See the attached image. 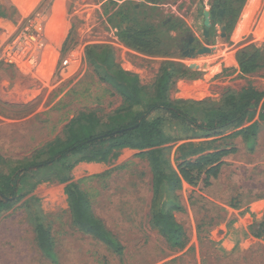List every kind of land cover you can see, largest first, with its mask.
Segmentation results:
<instances>
[{"label":"rangeland","instance_id":"obj_1","mask_svg":"<svg viewBox=\"0 0 264 264\" xmlns=\"http://www.w3.org/2000/svg\"><path fill=\"white\" fill-rule=\"evenodd\" d=\"M249 1L228 0L231 12L226 30L218 29L215 47L186 59L180 47L202 27L198 0H0V173L45 158L49 147L66 145L72 133L81 136L86 116L99 123L94 135L129 124L130 112H116L124 105L119 87L130 89L131 77L142 88L136 97L142 111L156 103V83L164 69L172 74L164 93V101L171 103H202L203 110H217L243 89L264 94V0H256L258 5ZM252 3L258 10L241 21ZM125 29L143 32L154 54L128 48L120 39ZM26 46L23 61H10ZM244 48L260 52V67L248 75L239 73L236 61ZM111 65L131 77L114 74ZM253 122L251 148L229 132L133 150L137 154L123 161V149L116 150L105 162L75 164L65 184L56 182V173L40 175L47 181L0 209V264H264V235L254 237L264 221V118H258V109L244 127ZM164 134L171 137L175 129L167 126ZM203 142H211L209 153L235 151L221 159L208 186L203 171L189 185L177 170V148ZM88 163L106 169L94 175L79 172ZM69 184L120 253L73 224ZM154 203L179 227L180 246L153 224ZM40 224L47 228L55 262L39 248Z\"/></svg>","mask_w":264,"mask_h":264},{"label":"trees","instance_id":"obj_2","mask_svg":"<svg viewBox=\"0 0 264 264\" xmlns=\"http://www.w3.org/2000/svg\"><path fill=\"white\" fill-rule=\"evenodd\" d=\"M143 32L132 33L125 29L120 33V39L128 48L153 55L149 51V44L144 41ZM260 52L246 48L236 55L238 71L242 75L255 72L259 67ZM114 74L123 78H130L128 73L114 69ZM185 74V73H184ZM172 74L166 69L156 83V103L151 104L142 111L137 103V94L142 88L134 85L129 89L119 87V92L124 98V105L116 112V116L123 113H131L132 119L129 124L115 125L103 133L94 135V128L99 123L90 116L84 117V122L79 126L81 136L74 133L66 145L51 146L45 158H38L34 162L23 167H18L10 173H0V209H6L10 205L19 202L31 193L35 187L47 180L38 178L42 174L56 173L58 184L70 181V172L75 164L79 162H105L112 153L120 149H131L143 152L170 143L184 140H200L217 138L229 132L239 135L247 142L249 148L254 146L256 133V122H251L258 109V118H264V94L257 93L253 89H243L238 97L230 96L225 102L224 108L214 110H203L202 103H171L164 101V93L169 78ZM113 80V76L107 77ZM121 86V85H120ZM200 111L201 117H197L195 111ZM174 128L175 134L171 137L165 135L166 127ZM211 142L198 144H183L177 150L180 154V163L177 170L181 178L189 185H193L199 179L200 172L204 174V185L208 186L210 179L215 178L222 165L221 159L234 153V148L217 149L209 153ZM186 150V152H184ZM190 161L188 158H193ZM193 173L195 174L193 176ZM38 178V179H37ZM66 194L71 204L73 224L81 231L92 235L97 240L120 253L121 248L116 240L107 232L100 222L91 217L83 197L77 192L76 186L69 184ZM153 224L160 228L161 233L173 244L180 246V229L171 220L170 215L162 212L161 207L153 204ZM37 242L43 254L52 262H55L53 245L45 225L36 227ZM264 235V221L259 223L254 230V237L260 238Z\"/></svg>","mask_w":264,"mask_h":264},{"label":"flooded vegetation","instance_id":"obj_3","mask_svg":"<svg viewBox=\"0 0 264 264\" xmlns=\"http://www.w3.org/2000/svg\"><path fill=\"white\" fill-rule=\"evenodd\" d=\"M227 2L228 0H198L202 27L198 31L199 34L194 31V36H189L180 47L182 58L195 59L200 56L197 54L198 50L202 48L212 50L215 47L216 41L221 38L218 29L223 27L226 30L224 22L231 12ZM204 14H206V24Z\"/></svg>","mask_w":264,"mask_h":264},{"label":"crops","instance_id":"obj_4","mask_svg":"<svg viewBox=\"0 0 264 264\" xmlns=\"http://www.w3.org/2000/svg\"><path fill=\"white\" fill-rule=\"evenodd\" d=\"M128 72V71H126ZM121 155H120V160H125L128 156L133 157L134 155H136L137 153L131 149H123L122 151H120ZM106 169L105 165L102 163H88V164H84L82 165L81 168H79V172H84L87 173L89 175H94V174H98L100 172H103Z\"/></svg>","mask_w":264,"mask_h":264},{"label":"bare ground","instance_id":"obj_5","mask_svg":"<svg viewBox=\"0 0 264 264\" xmlns=\"http://www.w3.org/2000/svg\"><path fill=\"white\" fill-rule=\"evenodd\" d=\"M252 0H250L249 2H251ZM255 1V4H257L258 5V1L256 2V0H254ZM254 3V2H253ZM253 3H252V5H250V6H248V7H246V9H245V11H244V15H243V17H242V19H241V21H243L244 22V18L246 17L247 19H249V17H251L252 15H253V13L254 12H256L258 9V7L255 9V7H253ZM242 24V23H241ZM241 28V27H240ZM243 32H244V23H243V27H242V31L241 32H239V35L241 34H243ZM238 35V34H237ZM236 37V36H235ZM238 37V36H237Z\"/></svg>","mask_w":264,"mask_h":264},{"label":"built area","instance_id":"obj_6","mask_svg":"<svg viewBox=\"0 0 264 264\" xmlns=\"http://www.w3.org/2000/svg\"><path fill=\"white\" fill-rule=\"evenodd\" d=\"M26 49H27V46L26 47L19 48V52L18 53L16 52L15 54H13V56L10 57V61H13L15 63H19L20 61H23L24 56L26 54L25 53L26 52ZM28 62L31 63L32 62V59L31 58L28 59Z\"/></svg>","mask_w":264,"mask_h":264},{"label":"water","instance_id":"obj_7","mask_svg":"<svg viewBox=\"0 0 264 264\" xmlns=\"http://www.w3.org/2000/svg\"><path fill=\"white\" fill-rule=\"evenodd\" d=\"M204 15L206 16V14H204ZM210 52H211L210 49H208V48H202V49L198 50L197 54L198 55H202V54L210 53Z\"/></svg>","mask_w":264,"mask_h":264}]
</instances>
